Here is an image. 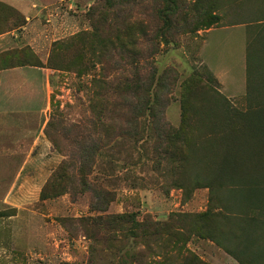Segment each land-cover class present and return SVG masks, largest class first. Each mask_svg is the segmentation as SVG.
<instances>
[{
  "label": "rangeland",
  "instance_id": "obj_1",
  "mask_svg": "<svg viewBox=\"0 0 264 264\" xmlns=\"http://www.w3.org/2000/svg\"><path fill=\"white\" fill-rule=\"evenodd\" d=\"M28 1L32 19L37 21L34 26L48 35L46 43L36 45L38 57L47 54V62L51 59L56 69L48 68L47 94L42 90L37 99L39 111L47 108L46 114L39 112L37 117L38 135L42 137L36 150L38 161L26 164L22 194L16 198V205L7 203L1 209L7 215L0 217V264H140L157 253H167V247L156 249L154 243L145 242L143 235L133 237L128 233L120 242L113 241V233L95 222L98 217L132 213L139 214V219L151 215L164 220L172 213L206 209L209 196L208 190L202 188L190 195L186 172L174 162L156 163L151 155L142 161L133 155L128 161H137L136 171L131 166L123 168L119 159L126 157L123 149L131 146L127 136L131 96L128 92L120 95L115 87L120 80H134L137 73L148 82L155 68L152 97L156 94L162 106L170 100L161 111L165 120L178 128L182 123V101H186L188 114L194 108L203 111L214 102L215 92L222 89L205 61L204 30L250 23L263 13L264 0H198L190 11L186 4L197 0ZM167 6L175 8L174 28L155 54L156 43L151 39L161 27L156 12L160 8L164 10L161 16L167 15ZM21 13L9 3H0V31L23 27L26 17ZM129 26L138 39L136 47L141 59L133 63L132 58L110 48L100 57L101 64L98 41L113 38ZM250 26L251 33L258 35L255 41L249 40L258 58L253 62L247 58L246 86L241 80L245 70L240 57H229L230 52L234 56L239 52L227 49L223 67L231 72L229 78L236 81L231 85L239 94L227 98L221 93L234 111L264 112V27L261 29L255 22ZM20 37L23 40V33ZM26 43L22 41L20 46ZM13 47L11 53L19 52L20 47ZM169 69L174 72H167ZM100 78L111 81L112 86L107 97L110 104L103 110L94 94L98 89L95 80ZM202 98L210 102L206 105ZM258 121L263 122L264 115H259ZM243 124L242 121L240 126ZM260 141L251 143L245 133L241 147L246 159L258 154ZM104 142L111 143L109 152L104 153L113 154L115 169H106L110 158L100 155L103 150L97 148ZM262 170L264 165V173ZM105 179L108 183L103 184V189L111 192L108 199L99 198L96 190ZM44 189L47 197L43 199ZM188 224L181 228L182 234L190 232ZM190 238L188 248L206 262L210 244L192 234Z\"/></svg>",
  "mask_w": 264,
  "mask_h": 264
},
{
  "label": "trees",
  "instance_id": "obj_2",
  "mask_svg": "<svg viewBox=\"0 0 264 264\" xmlns=\"http://www.w3.org/2000/svg\"><path fill=\"white\" fill-rule=\"evenodd\" d=\"M197 2L198 0L192 4L187 3L186 9L189 11L194 9V4ZM174 9V6H167L165 12L170 16L166 14L161 16V12L164 10L157 9L156 14L161 20V27H157L154 37L151 39L156 43L155 54L159 52L161 43L166 41V36H169L168 33H171L174 28ZM187 21L188 18H185L184 22ZM260 21H264V11L257 18L248 22L258 23ZM25 23L26 20L23 25ZM21 27L0 31V34ZM97 30L95 29L94 34ZM137 41L132 26L121 33L117 32L113 38L107 37L102 41L99 40V62H101L100 57L104 56L106 50L111 48L112 51L118 50L120 55L132 58L135 63L139 57L141 59V52L136 47ZM28 49L27 52L24 51V47L19 49V52L11 53L13 50H8L0 53V68L28 64L55 68L50 64L51 59L43 64L33 50L29 47ZM103 51H105L104 54H101ZM8 56L10 57L9 62L7 61ZM247 58L252 62L258 58V53L254 51L250 41ZM135 70L139 71V67L136 66ZM170 71L174 72L173 69H169L167 72ZM155 73L154 68V75L148 79V82L137 73L134 80H120L115 87L116 92L120 95L123 92H128L131 96V100L128 101L131 114L128 118L129 130L127 132L131 146L123 149L122 152L125 151L126 157L119 161L123 163L125 169L129 166L132 169H137L139 166L133 159L128 161L133 155H137V159L142 161L151 155V159L156 163L160 161L174 162L186 172L190 195L196 189H210L208 209L199 213H172L164 220L151 215H144L139 219V214L132 213L117 214L107 218L98 217L95 222L103 230L113 233L111 238L113 241L120 242L129 233L133 237L143 235L145 242L147 244L154 243L156 249L159 247L168 248L167 253H157L155 258L140 264H208L188 248L191 234L192 237L218 241L219 237H225L228 234L225 231L224 234L223 231H220L222 226L239 225L247 220H253L255 219L254 213L263 210L264 173H261V168L264 165V121H258V118L259 115H264V112L234 111L230 101L221 92L216 91L214 102L209 104L210 107H205L203 111L194 108L188 114L187 104L183 99L184 101L181 103L182 123L178 128H173L165 120L164 112L161 111V108L166 109L170 100H167L162 106L156 94L152 97ZM110 82L105 78L95 80L98 89L94 94L97 97V105L99 107L100 104L102 110L110 104L107 98L109 88H112ZM202 101L207 105L210 99L202 98ZM161 112L162 114L159 115ZM242 121L244 124L240 126ZM102 124L104 125V123ZM245 133L250 137L251 143L255 144L257 140L263 141H260L261 147L258 154L250 155L248 159L245 158L244 150L241 147V140ZM109 147H111L110 142L97 145L99 151L103 150L100 155L110 158L107 160L110 161V166L105 165L107 170L110 167L115 169L113 154L104 153L106 150L109 152ZM246 152L250 153V150ZM262 171L264 172V170ZM258 172L260 176L257 175ZM106 182L108 183L107 179L99 185L100 189H96L99 198L108 199L111 193L103 189V184ZM96 196L98 198V195ZM42 197L43 199L47 197L46 189L43 190ZM93 207L97 209L96 202L93 203ZM6 215L5 211H0V217ZM185 223H189L187 227L190 232L187 235L180 231L183 230L182 227H185ZM137 229L139 232L136 231ZM124 232L126 233L121 234ZM157 257L158 259H156ZM177 258H179V262Z\"/></svg>",
  "mask_w": 264,
  "mask_h": 264
},
{
  "label": "crops",
  "instance_id": "obj_3",
  "mask_svg": "<svg viewBox=\"0 0 264 264\" xmlns=\"http://www.w3.org/2000/svg\"><path fill=\"white\" fill-rule=\"evenodd\" d=\"M0 2L21 9L26 17L23 27L0 34V53L14 49L13 46L16 45L20 49L29 47L38 56L36 45L46 43L48 35L38 29L37 25L34 26L37 21L32 19L34 17L31 15L30 2L28 0H0ZM263 22H256L255 25L262 29ZM250 25L253 23L223 25L204 30L205 61L222 84L221 92L227 98L235 97L239 93L234 92V86L231 85L236 82L229 78L228 73L231 72L224 70L223 66L227 63L224 60L228 55L225 51L236 48L239 52L236 56L230 52L229 57L231 60L240 57L242 68L245 70L242 72L241 80H244L246 86L249 40L255 41L258 37L257 34L251 33ZM21 33L23 40L20 37ZM22 41H27L23 47L20 46ZM47 58L46 54L39 59L46 64ZM48 71L47 67L31 64L0 68V211L7 203L16 205V198L22 194V179L27 168L26 164L38 161L36 150L42 137L38 135L37 117L39 112L46 114L47 108L39 111L37 99L39 93L42 96V90L47 94L50 73ZM43 129L42 127L41 132ZM28 169L31 170L29 166ZM202 189H207L209 196L206 209L199 212L208 209L210 199V189ZM254 215L255 219L247 220L245 223L222 226L220 231L228 234L219 237L218 241L199 238L210 244L209 254L205 258L208 264H264V205L263 210L256 211Z\"/></svg>",
  "mask_w": 264,
  "mask_h": 264
}]
</instances>
